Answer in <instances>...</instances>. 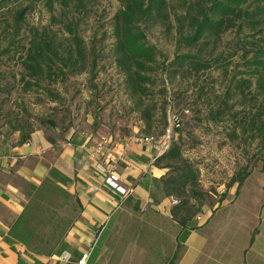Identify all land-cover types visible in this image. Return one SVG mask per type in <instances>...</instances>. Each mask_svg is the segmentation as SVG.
Here are the masks:
<instances>
[{"label":"rangeland","instance_id":"1","mask_svg":"<svg viewBox=\"0 0 264 264\" xmlns=\"http://www.w3.org/2000/svg\"><path fill=\"white\" fill-rule=\"evenodd\" d=\"M29 3L33 6L27 15L28 24L41 31L47 28L61 45L62 55L71 38L62 20L77 26L85 45V69L79 73L63 63L64 74L46 77L42 85L25 90L20 56L25 52L30 32H22L0 62V144L4 140L20 143L21 131L16 126H23L25 132L33 131L27 141L34 135L50 143L61 142L73 132L109 134L115 139L136 131L161 136L171 127L170 114L178 112L183 125L172 131L170 145H181L182 158L174 162L171 171L178 173L183 166L195 169L197 188L205 194L201 203L213 207L216 201L226 199L225 219L220 221L219 236L212 243L218 244L215 246L226 257L242 255L234 242L241 243L243 248L255 233L254 216L261 214L264 207V172L258 141L249 125L244 128V116L254 108L253 93L246 88L242 98L238 91H231L232 75L237 72L235 65L239 61L226 74L223 69L211 68L196 78L179 74L167 77L158 71L155 85L142 96L143 103L155 108L149 128V122L137 109L139 99L131 95L113 55V18L120 2L89 0L86 8H78L75 2L69 7L56 2L53 9L48 0L24 2ZM6 17L0 11V23ZM146 33L163 53L160 59L170 63L178 53L175 28L168 31L155 24L147 27ZM232 38V31L226 32L217 52L227 48ZM223 107L225 113H218ZM233 179L238 181L233 184ZM238 211L242 230L237 228ZM76 213L73 198H65L58 190L34 191L26 203V218L35 232L30 248L35 252L55 248ZM151 216L148 210L124 211L118 228L107 229L101 240L107 260L103 264H158L159 249L154 243L157 240L164 248H171L170 243L175 240L170 234L174 231L168 223L152 220Z\"/></svg>","mask_w":264,"mask_h":264},{"label":"trees","instance_id":"2","mask_svg":"<svg viewBox=\"0 0 264 264\" xmlns=\"http://www.w3.org/2000/svg\"><path fill=\"white\" fill-rule=\"evenodd\" d=\"M25 1L0 0V11L7 16L3 24L0 23V62L15 45L20 34L29 31L25 52L20 56L24 67L21 81L25 90L42 85L46 77L58 76L59 72L64 74V64L71 66L72 71L83 72L86 52L77 26L72 21L62 20L71 35L67 52L62 55L59 48L61 45L48 33L47 28L41 31L40 28L28 24L27 15L33 5H25ZM88 1L48 0V4L53 9L56 2L68 7L75 2L78 8H86ZM118 1L120 8L113 18V55L119 70L126 77L131 95L139 99L136 101L137 109L149 122V128L155 108L143 103L142 96L155 85V74L158 71L166 73L167 77L179 74L184 78H196L211 68L223 69L226 74L229 67L239 61L235 68L241 67V70L236 68L237 72L232 75L231 91H238L242 98L246 94V88L251 89L253 93L254 108L245 114L244 128H247L246 124L249 125L253 138L258 141L264 172V0ZM172 16L176 24L173 23ZM155 24L162 25L168 31L173 28L176 30L178 53L170 63H166V59H160L164 57L163 53L148 39L146 29ZM228 31H232L233 38L228 42L229 46L218 53L219 44ZM237 58L239 60H236ZM50 93L56 99L54 92ZM225 111L226 107H223L218 113L224 114ZM15 129L21 131L20 143L26 142L33 132H25L23 126H16ZM181 158L182 147L175 142L156 159V164H164L170 168L171 176L167 177L164 183L167 193L179 199L173 216L178 217L181 213L179 222L184 225L191 214L198 211L196 203L192 200L201 203L205 194L197 188V173L192 166H183L178 173L171 171L175 168L174 162ZM237 181L233 179V184ZM241 183L242 181H239V186ZM42 188L49 192L52 189L58 190L65 198H73L68 190L50 177L45 178L40 185L24 180L22 186L28 199L34 191ZM74 203L76 204L75 200ZM70 226L65 227L59 241ZM11 231L30 247V239L35 232L27 221L26 205ZM55 248L40 253H51Z\"/></svg>","mask_w":264,"mask_h":264},{"label":"crops","instance_id":"3","mask_svg":"<svg viewBox=\"0 0 264 264\" xmlns=\"http://www.w3.org/2000/svg\"><path fill=\"white\" fill-rule=\"evenodd\" d=\"M87 134L73 132L55 143L34 135L24 143L1 142L0 264H78L86 251H90L88 264H103L107 260L100 244L105 231L118 228L124 211L135 210H148L152 220L168 223L171 232L174 231L170 234L175 240L170 243L171 248H164L157 240L154 243L159 249L158 264H264V207L261 214L254 216L257 217L256 230L243 246L244 250L242 244L234 240L242 255L226 257L215 246L218 244L212 243V239L219 236L220 221L225 219L226 199L216 201L213 207L192 200L198 211L182 225L179 222L182 214L173 216L179 199L167 193L164 183L171 176L170 168L156 164V159L166 149L159 144L131 146L128 162L118 168L120 183L131 190L122 196L106 184L105 175L97 170L84 149L89 141ZM49 177L71 193L78 213L56 248L51 253H40L18 239L11 229L28 200L22 190L24 180L40 185ZM238 213L237 228L242 230V217Z\"/></svg>","mask_w":264,"mask_h":264},{"label":"built area","instance_id":"4","mask_svg":"<svg viewBox=\"0 0 264 264\" xmlns=\"http://www.w3.org/2000/svg\"><path fill=\"white\" fill-rule=\"evenodd\" d=\"M171 127L166 132L158 136L154 133H132L124 138L115 139L109 134L93 135L87 134L89 141L85 144L84 149L89 153L94 161V165L105 175L106 184L116 193L122 196L128 195L131 190L125 188L121 183V175L118 171L121 163H127L128 150L134 144L151 145L159 144L164 149H168L172 137V131L179 129L183 125V119L178 112L170 114ZM90 251L83 253L78 264H88L87 260Z\"/></svg>","mask_w":264,"mask_h":264}]
</instances>
